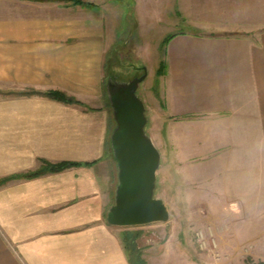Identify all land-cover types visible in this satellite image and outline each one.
Here are the masks:
<instances>
[{
  "label": "crops",
  "instance_id": "obj_1",
  "mask_svg": "<svg viewBox=\"0 0 264 264\" xmlns=\"http://www.w3.org/2000/svg\"><path fill=\"white\" fill-rule=\"evenodd\" d=\"M77 1L0 0V180L42 161L77 164L0 186V264H133L126 234L106 223L117 177L105 86L116 45L128 44L123 11ZM172 1L188 31L165 55V109L174 142L192 144L188 164L204 159L187 169V203L234 205V233L248 239L264 226V30L238 34V14L264 12V1Z\"/></svg>",
  "mask_w": 264,
  "mask_h": 264
},
{
  "label": "rangeland",
  "instance_id": "obj_2",
  "mask_svg": "<svg viewBox=\"0 0 264 264\" xmlns=\"http://www.w3.org/2000/svg\"><path fill=\"white\" fill-rule=\"evenodd\" d=\"M63 1L70 3L72 0ZM71 3L77 4L78 1L73 0ZM116 3L123 11L120 26L126 34L119 41L128 44L116 45V55L107 64L106 78L126 83L145 74L136 96L145 106L144 132L160 154L154 198L160 200L169 212L166 223L120 228L126 234L127 244L130 243L133 248L132 261L134 264L140 260L143 264L156 260L158 264L264 263V226L257 229L256 236L241 240L234 233L238 229L234 223L237 215L234 205L223 206L222 203L209 201L187 203L190 181L194 175H190L187 169L191 168V172L200 170L204 159L199 157L191 160L196 164H188L187 151L192 144L183 139L174 142L171 137V117L165 109V55L171 50L169 43L173 36L188 31L177 17L173 1L149 0L153 6H147V10L151 11L150 7L153 11L155 9L159 14L157 18L153 11L151 14L140 12L135 0H116ZM238 16L241 20L238 21V34H255L257 30H264L263 10L242 12ZM144 18H147L146 24H142ZM139 21L141 23L136 24ZM247 22L258 24H245ZM182 131L181 138L189 137L186 126ZM177 152H182L183 156H178ZM167 248L171 252H166Z\"/></svg>",
  "mask_w": 264,
  "mask_h": 264
},
{
  "label": "water",
  "instance_id": "obj_3",
  "mask_svg": "<svg viewBox=\"0 0 264 264\" xmlns=\"http://www.w3.org/2000/svg\"><path fill=\"white\" fill-rule=\"evenodd\" d=\"M145 78L120 83L107 79L105 91L112 110L115 128L110 147L117 168L114 204L107 210L106 223L129 228L166 223L169 212L154 198L160 154L146 136L145 106L136 91Z\"/></svg>",
  "mask_w": 264,
  "mask_h": 264
},
{
  "label": "trees",
  "instance_id": "obj_4",
  "mask_svg": "<svg viewBox=\"0 0 264 264\" xmlns=\"http://www.w3.org/2000/svg\"><path fill=\"white\" fill-rule=\"evenodd\" d=\"M44 95L46 97H49L50 99H53V100H56V101H60V102H63V103H68V104L69 103H76V101H74L71 98L66 97V95H64V94H62L60 92L51 91V92H48V93H46ZM75 165H77V164H72V163L50 164L48 162L42 161L38 170H36L34 172H30V173H26V174H22V175L13 176V177H10V178L2 179V180H0V186L4 185L7 182L12 181V180H28V179H32V178H36V177L42 176V175L47 174V173H57V172L65 170V169H68L70 167H73ZM126 240H127V237H126ZM127 245L129 247V252H130V260L134 264V262L132 261V258H131V253H132L131 249H133V248H132L130 243H128ZM138 257H139V255H138ZM137 262L135 264H143L141 262V260L138 263ZM259 264H264V263H259Z\"/></svg>",
  "mask_w": 264,
  "mask_h": 264
}]
</instances>
